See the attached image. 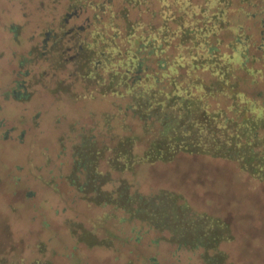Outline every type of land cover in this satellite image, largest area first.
I'll list each match as a JSON object with an SVG mask.
<instances>
[{"label":"trees","instance_id":"obj_1","mask_svg":"<svg viewBox=\"0 0 264 264\" xmlns=\"http://www.w3.org/2000/svg\"><path fill=\"white\" fill-rule=\"evenodd\" d=\"M231 11L232 0H0L1 48L10 51L0 79L13 85L1 93L4 100L27 102L36 94L32 86L42 85L41 95L55 102L115 103L99 130L94 124L75 135L68 184L86 203L166 233L177 247L200 248L204 264H226L217 247L233 240L227 223L193 211L170 191H132L111 173L186 154L231 161L264 181V105L235 80L251 58L250 36L235 27L230 52L211 42L228 29ZM72 233L89 247L107 243L82 227Z\"/></svg>","mask_w":264,"mask_h":264},{"label":"rangeland","instance_id":"obj_2","mask_svg":"<svg viewBox=\"0 0 264 264\" xmlns=\"http://www.w3.org/2000/svg\"><path fill=\"white\" fill-rule=\"evenodd\" d=\"M232 4L228 29L211 42L219 50L230 52L227 44L234 38L235 27L250 36L251 58L243 69L235 71L236 85L264 105V0H232ZM33 29L30 23L23 36H29ZM1 42L0 71L10 57ZM200 75L207 79V75ZM11 87L9 78L0 79V261L204 264L200 248L177 247L165 239L166 233L158 234L135 220L128 221L109 206L86 203L68 184L70 144L81 127L96 124L99 130L103 113H115L110 98L55 102L41 95L45 94L42 85H34L30 91L36 94L27 102L10 96L4 100L1 93ZM219 103L228 106L227 100L220 99ZM142 148L143 143L137 151ZM111 177L116 182L126 181L132 191L143 195L170 191L193 211L227 223L233 240L217 247L227 255L226 264H264V181L252 179L235 163L179 154L169 163L139 165L132 172H112ZM78 226L107 243L89 247L78 242L72 233Z\"/></svg>","mask_w":264,"mask_h":264}]
</instances>
